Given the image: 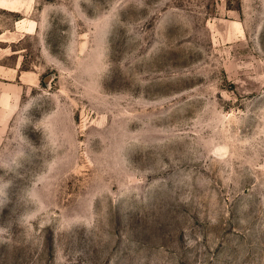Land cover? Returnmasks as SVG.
Here are the masks:
<instances>
[{
  "label": "rangeland",
  "instance_id": "1",
  "mask_svg": "<svg viewBox=\"0 0 264 264\" xmlns=\"http://www.w3.org/2000/svg\"><path fill=\"white\" fill-rule=\"evenodd\" d=\"M0 264H264V0H0Z\"/></svg>",
  "mask_w": 264,
  "mask_h": 264
}]
</instances>
